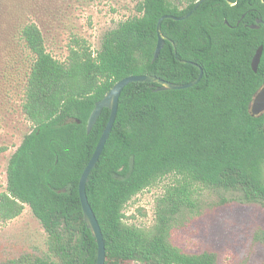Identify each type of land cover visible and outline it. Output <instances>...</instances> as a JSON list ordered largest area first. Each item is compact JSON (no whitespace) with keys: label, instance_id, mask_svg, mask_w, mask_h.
<instances>
[{"label":"trees","instance_id":"1","mask_svg":"<svg viewBox=\"0 0 264 264\" xmlns=\"http://www.w3.org/2000/svg\"><path fill=\"white\" fill-rule=\"evenodd\" d=\"M197 1L179 9L169 0H139L135 14L104 33L96 51L75 37L63 61L47 52L39 27L26 23L11 34L28 53L22 69L9 34L0 31V77L10 81L24 72L20 108L31 124L8 161L0 223L27 206L46 233L45 253L7 264L96 263L78 184L110 112L103 109L89 134L86 122L94 104L131 75L187 84L203 71L195 86L183 90L156 92L157 84L141 82L123 89L86 184L105 243L104 264H217L212 253H186L171 242L174 217L198 210L203 189L239 192L247 202L264 204V113L250 112L264 86V23L249 28L257 19L264 22V3L206 0L184 20H163L167 40L152 62L158 20L184 16ZM165 177L175 184L159 199L153 226L127 225L128 202Z\"/></svg>","mask_w":264,"mask_h":264},{"label":"rangeland","instance_id":"2","mask_svg":"<svg viewBox=\"0 0 264 264\" xmlns=\"http://www.w3.org/2000/svg\"><path fill=\"white\" fill-rule=\"evenodd\" d=\"M138 1L0 0V31L9 34V44L20 54V69L27 66L28 53L11 34L26 23L39 27L47 52L63 61L75 37L96 51L104 33L135 14ZM169 1L179 9L188 2ZM24 82L23 71L10 81L0 77V193L6 188L10 156L31 131L20 108ZM174 184L173 177H165L134 196L125 206L124 222L141 229L152 227L159 199ZM198 198V210L174 217L171 242L186 253H212L217 264H264V204L247 202L239 192L227 190L203 189ZM45 252L46 233L27 206L19 217L0 223V264Z\"/></svg>","mask_w":264,"mask_h":264},{"label":"water","instance_id":"3","mask_svg":"<svg viewBox=\"0 0 264 264\" xmlns=\"http://www.w3.org/2000/svg\"><path fill=\"white\" fill-rule=\"evenodd\" d=\"M206 0H198L195 4V6L184 16L176 17L172 15H164L162 16L157 23L156 26V34H157V43L155 47V51L153 54L152 62H154L160 51L163 49L164 44L166 42V37L161 32V23L165 19L173 20V21H181L186 18H188L197 8L198 6L203 3ZM230 5H233L231 2L226 0ZM264 23L261 19H257L255 21V24L249 25V28L252 30L258 29V24ZM173 45V43H172ZM262 46L258 47L256 50L252 60H251V69L253 72L257 71L261 55H262ZM176 54V51H175ZM181 63H187L186 61L179 60ZM196 66V65H194ZM203 71L199 68V75L198 77L187 84H173L167 81H164L160 78H157L155 76L150 75H131L123 78L122 80L118 81L114 84V86L104 95V97L97 101L94 104V107L89 114V117L86 122V133L89 134L91 130L93 129L96 121L98 120L99 116L101 115L103 109H108L110 112L108 122L105 126V129L103 130L97 145L95 147V150L92 154L91 159L89 160L87 166L85 167L83 173L81 174L79 184H78V194H79V200L81 204L82 214H83V220L86 224V228L91 232L92 238L95 241V244L97 245V259L95 264H104L105 263V243L103 240V236L100 230V227L98 225V222L96 220V217L88 203V199L86 196V184L88 182V177L92 170L95 168L103 150L105 147V144L110 136L113 124L116 119L117 110H118V103L120 95L123 91V89L129 85L130 83H151V84H157L158 87L155 89L156 92L161 91H170V90H183L186 88H190L195 86L200 79L202 78ZM250 112L253 117L260 116L264 113V86H262L254 95L251 106H250Z\"/></svg>","mask_w":264,"mask_h":264},{"label":"flooded vegetation","instance_id":"4","mask_svg":"<svg viewBox=\"0 0 264 264\" xmlns=\"http://www.w3.org/2000/svg\"><path fill=\"white\" fill-rule=\"evenodd\" d=\"M261 2H263V3H264V0H261Z\"/></svg>","mask_w":264,"mask_h":264}]
</instances>
